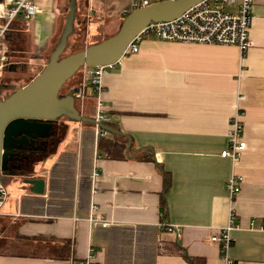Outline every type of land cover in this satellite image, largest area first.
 Returning <instances> with one entry per match:
<instances>
[{
	"label": "crops",
	"instance_id": "0c3cea01",
	"mask_svg": "<svg viewBox=\"0 0 264 264\" xmlns=\"http://www.w3.org/2000/svg\"><path fill=\"white\" fill-rule=\"evenodd\" d=\"M134 1L78 0L75 27L83 18L87 43L115 34ZM69 3L40 0L31 20L12 23L0 44L11 63L2 77L43 69ZM8 6L0 0V12ZM250 39L244 58L232 46L143 40L138 53L106 72L100 96L81 76L68 90L86 88L77 99L82 115L95 118L100 101L124 136L100 138L93 194L95 127L59 121V141L28 175L2 180L9 198L0 218V264H78L90 255L95 264H190L189 257L219 264L210 236L228 223L233 173L243 182L231 257L264 264V0H253ZM238 94L245 96L247 148L233 164L221 154ZM106 142H118L116 155L100 151ZM25 179H43L44 194H34ZM92 202L94 216L110 226L90 222Z\"/></svg>",
	"mask_w": 264,
	"mask_h": 264
},
{
	"label": "water",
	"instance_id": "95a60500",
	"mask_svg": "<svg viewBox=\"0 0 264 264\" xmlns=\"http://www.w3.org/2000/svg\"><path fill=\"white\" fill-rule=\"evenodd\" d=\"M77 1L70 0L59 40L43 69L27 85L17 87L12 94L0 99V180L9 176L24 177L23 172L17 174L20 170L14 165L20 162L24 146L32 147L38 140L54 137L53 128L62 118L124 136L111 125L82 115L77 108L78 88L71 89L67 94H62V90L86 67L116 64L133 39L150 23L177 19L204 0L166 1L134 10L126 16L114 35L87 46L83 51L62 57L74 31ZM24 183L31 186L34 194H44L43 179H25Z\"/></svg>",
	"mask_w": 264,
	"mask_h": 264
},
{
	"label": "built area",
	"instance_id": "2783aa9c",
	"mask_svg": "<svg viewBox=\"0 0 264 264\" xmlns=\"http://www.w3.org/2000/svg\"><path fill=\"white\" fill-rule=\"evenodd\" d=\"M40 0H6L9 6L0 12V17L4 23L0 27V44L11 28L12 23L21 18L29 21L37 11V3ZM176 1V0H136L131 6V12L137 9L146 8L152 4ZM238 4L235 12H229L224 9L226 5ZM253 0H204L201 3L188 9L183 15L168 22L150 23L127 47L123 58L139 52V45L143 40L156 38L164 42L182 43V44H201V45H219L232 46L240 50L241 57L244 58L252 47L250 39L251 15ZM130 12V13H131ZM122 58V59H123ZM120 59L116 64L109 66L86 67L84 68V78L100 96L103 91V78L109 69L115 65L121 64ZM11 63L6 58L0 47V75H2ZM86 88L82 87L76 94V98H82L86 95ZM245 96L238 94L236 100L235 114L230 122L228 132L229 148L222 152L223 158H229L233 164H237L242 159V155L247 148L244 141L246 115L243 102ZM98 112L95 117L97 121H102L110 125L111 119L103 114V104L98 101ZM109 132L95 127V148H94V171L92 175L93 194L96 193L97 181L101 175L99 166V140L108 137ZM243 178L235 173L232 174L226 184L229 194L230 209L229 219L226 226L214 229L210 241L216 244L219 249V264H237L231 257V248L234 243L233 232L240 230L241 226L237 222V213L234 207L235 200L241 192ZM9 192L2 180H0V218L4 215V205L8 201ZM98 207L92 202L90 222L94 225H100L104 228L110 226L108 221L96 218ZM95 215V216H94ZM165 230H172L171 226H164ZM78 264H95L94 257L78 262Z\"/></svg>",
	"mask_w": 264,
	"mask_h": 264
},
{
	"label": "rangeland",
	"instance_id": "374dc122",
	"mask_svg": "<svg viewBox=\"0 0 264 264\" xmlns=\"http://www.w3.org/2000/svg\"><path fill=\"white\" fill-rule=\"evenodd\" d=\"M125 18H123V20H124ZM75 20H76V17H75ZM123 22V21H122ZM75 24H76V22H75ZM75 24H74V29H76V27H75ZM84 25V24H83ZM85 26H81V27H79V31L77 32V29H76V33H75V31H74V33L72 34V37L70 38V41H69V46H68V48L66 49V51H65V53H64V56H68V55H71V54H74V53H76L77 51H80L81 49H84V48H86L90 43H93V42H101V41H103L105 38H108V37H110V36H112V35H114V34H112V33H110V34H101V36L100 37H98L97 38V40H95V41H93V42H89V43H87L86 41H85V36H86V34H85ZM118 31V30H117ZM116 31V32H117ZM115 32V33H116ZM76 35V39H75V41H72V39H74L75 36ZM60 36V35H59ZM59 36H58V38H59ZM74 37V38H73ZM58 38H57V41H56V44H57V42H58ZM87 40V39H86ZM83 74H84V70H80L76 75H75V77H73L68 83H67V85L64 87V89L62 90V94H67L68 93V91H70V90H68V89H70V87L71 86H73V85H75L74 83H76V82H78V78L79 77H81V76H83ZM34 77H35V75H34V73L31 75V74H29L28 75V73H27V75H24V74H22V73H19L17 76H11V77H9V75H3V77L0 75V89L1 88H4L2 91H0V99H4L7 95H10V94H12L14 91H15V89L17 88V87H20V86H25V85H27L29 82H31L32 81V79H34ZM1 78H3L2 80H1ZM87 84H89L88 82H87ZM90 86V85H89ZM78 103V102H77ZM77 108H78V110H79V105L77 104ZM71 123H73V124H75L74 122H71ZM78 124H81V123H78ZM91 137H92V134H91ZM93 137H94V135H93ZM102 149H100V151H101Z\"/></svg>",
	"mask_w": 264,
	"mask_h": 264
},
{
	"label": "flooded vegetation",
	"instance_id": "af4514ba",
	"mask_svg": "<svg viewBox=\"0 0 264 264\" xmlns=\"http://www.w3.org/2000/svg\"><path fill=\"white\" fill-rule=\"evenodd\" d=\"M3 89L4 88H1L0 91H2ZM63 119H66V118H62L61 121ZM58 127H59V124H56L55 127L53 128L55 132L54 137L50 139H45V141L38 140L32 147H29L28 145L24 146V154H20L19 156L20 162L14 163L15 166H18V170H20L19 172L17 171V174H21L23 172L25 175L24 177H26L29 171H31L32 169L31 167L34 164V161L44 156L46 151L49 150L48 149L49 146H50V149L55 147V145L60 139V137L56 136L57 135L56 128L58 129Z\"/></svg>",
	"mask_w": 264,
	"mask_h": 264
},
{
	"label": "trees",
	"instance_id": "16d2710c",
	"mask_svg": "<svg viewBox=\"0 0 264 264\" xmlns=\"http://www.w3.org/2000/svg\"><path fill=\"white\" fill-rule=\"evenodd\" d=\"M84 24V25H83ZM81 26H85V23H84V19L82 18V21L80 22V26L79 27H81ZM85 30V29H84ZM74 31H75V33H76V29H74ZM74 31H73V33H74ZM79 30H77V32H78ZM72 37V35L70 36V38ZM75 37V38H74ZM73 38L74 39H72V41H75V39H76V35L74 36ZM70 38H69V41H70ZM105 39H107V38H105ZM104 39V40H105ZM58 40H59V38H58ZM69 41H68V46H69ZM98 42H95V43H92V44H89V45H93V44H97ZM88 45V46H89ZM56 46V45H55ZM55 48V47H54ZM68 48V47H67ZM85 49V48H84ZM84 49H81L80 51H83ZM54 50V49H53ZM53 50H52V52H53ZM80 51H77V52H80ZM52 52L50 53V55L52 54ZM76 52V53H77ZM67 56V55H66ZM50 57V56H49ZM62 57H65L64 55L62 56ZM49 60V59H48ZM75 77V76H74ZM80 80H81V77H79L78 78V83H75V86L77 87V86H79V83H80ZM87 125V124H86ZM89 126V125H88ZM119 144H118V142H116V143H112V142H106L105 144H104V148L102 147V150H103V152L105 153V154H107V155H113V154H117V152L119 151V149H118V146ZM122 148H124V145L122 146ZM65 248V247H64ZM63 251H64V249H63ZM62 257H64V256H62ZM188 261L190 262V264H205V262H204V260H201V259H199V258H188Z\"/></svg>",
	"mask_w": 264,
	"mask_h": 264
}]
</instances>
